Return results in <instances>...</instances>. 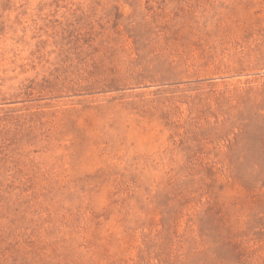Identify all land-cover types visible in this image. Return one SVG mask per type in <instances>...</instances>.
Returning a JSON list of instances; mask_svg holds the SVG:
<instances>
[{
	"label": "rangeland",
	"instance_id": "1",
	"mask_svg": "<svg viewBox=\"0 0 264 264\" xmlns=\"http://www.w3.org/2000/svg\"><path fill=\"white\" fill-rule=\"evenodd\" d=\"M0 264H264V0H0Z\"/></svg>",
	"mask_w": 264,
	"mask_h": 264
}]
</instances>
